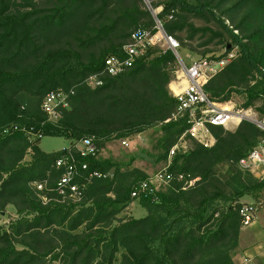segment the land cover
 <instances>
[{"label":"trees","instance_id":"trees-1","mask_svg":"<svg viewBox=\"0 0 264 264\" xmlns=\"http://www.w3.org/2000/svg\"><path fill=\"white\" fill-rule=\"evenodd\" d=\"M224 1L163 0L160 17L166 33L177 41L185 29L190 30L188 38L198 31L209 30L211 37L226 33L241 52L231 62L244 67L240 74L248 69L256 72L259 84L231 88L245 83L246 76L226 65L207 90L225 101H232V92H237L243 108L261 100L258 109L263 111L264 0H230L221 7ZM140 2L0 0V214L6 205L17 213L8 227L0 226V264H115L122 246L120 226L108 231L105 227L133 199L149 214L134 220L137 230L128 227L132 238L123 240L120 264H236L233 255L242 228L238 208L243 204L237 202L264 191V179L238 164L263 135L254 123L243 120L233 131L216 128L212 147L193 142L187 153H176L169 170L184 174V180H172L153 198L130 196L148 178L140 168L124 170L121 163L98 158V153L82 157L76 152L75 145L84 137L124 138L164 121L176 108L168 90L171 76L166 64L176 61L170 49L149 48L121 73H102L104 59L121 55L136 27L152 26V17ZM171 11L172 18L166 19ZM186 14L208 15L222 31L195 27ZM224 15L231 25L224 22ZM178 43V53L184 48L189 59L225 55L197 56L192 46ZM153 52L156 55L149 58ZM96 73L102 85L91 88L86 79ZM52 89L74 91L69 108L61 110L56 123L41 110L45 94ZM185 126L181 121L162 123V130L171 136L162 142L159 160L167 159ZM42 136H62L74 143L47 153L38 145ZM69 150L77 154L79 166L87 164L75 179L89 181L79 200H62L56 191L64 173L56 159ZM27 151L31 159L24 162ZM219 164L225 166L222 173ZM92 171L102 176L88 179ZM108 171L112 177H105ZM193 178L195 182L183 189L184 181ZM34 183H42L43 188L37 190ZM153 213L160 218L154 220ZM137 241L142 244L137 246Z\"/></svg>","mask_w":264,"mask_h":264},{"label":"built area","instance_id":"built-area-1","mask_svg":"<svg viewBox=\"0 0 264 264\" xmlns=\"http://www.w3.org/2000/svg\"><path fill=\"white\" fill-rule=\"evenodd\" d=\"M141 1L144 9L149 11L152 17V26L140 25L136 27L123 44L121 55L112 54L104 59L102 73L115 76L130 67L149 48L166 44L163 50L170 49L173 52L178 68L169 83V88L176 99V108L163 122L181 121L186 126L176 142L170 147L163 167L139 182L131 190L130 196L132 198H153L156 191L161 187L168 186L172 180H184V174H174L169 170L172 157L176 153H187L191 150L193 142L205 148L212 147L216 142L214 129L223 128L233 131L243 120L254 123L263 132V135L258 144L239 159L238 164L257 178L264 179V112L257 114L251 107H239L233 101L222 100L207 90V85L215 74L235 58L234 51L227 52L219 58L189 59V64H185L177 51L178 41L168 35L164 29L163 20L160 17L164 8L163 0ZM172 12L166 16V19L172 18ZM86 84L91 88L102 85L100 74L90 75L86 79ZM73 93V89H52L45 94L41 110L46 114L48 121L56 123L59 120L61 110L69 108L70 97ZM125 143L126 141L122 140V144ZM75 149L82 157L95 156L98 153L93 136L82 138L75 145ZM56 166L64 167V173L57 182V193L62 197V200L65 198L79 200L83 194L84 183H78L75 179L79 178L81 172L87 169V164L83 162L79 166L77 154L69 150L56 159ZM93 176L99 177L102 174L92 171L87 178ZM196 179L185 180L182 188L185 189L192 185ZM34 186L37 190L43 188L42 183H34ZM258 205L246 202L238 208L242 227L252 224ZM239 264H250V258L245 256Z\"/></svg>","mask_w":264,"mask_h":264},{"label":"rangeland","instance_id":"rangeland-1","mask_svg":"<svg viewBox=\"0 0 264 264\" xmlns=\"http://www.w3.org/2000/svg\"><path fill=\"white\" fill-rule=\"evenodd\" d=\"M38 3L43 2V0H36ZM188 2H193V0H187ZM230 0H225L223 3H221V7L226 6L227 3ZM17 4H23L24 0H16ZM141 8L144 9L142 2H140ZM216 14H218V9H216ZM186 18L188 22L193 24L195 27H208L214 31H222L216 21L212 19L210 16L207 15V17H201V16H195L186 14ZM224 19V22L229 25L232 24V21L224 15L222 17ZM151 24L147 27H150ZM232 27V26H230ZM188 29H185L178 33L180 39L178 41L181 45L185 44L187 46H192L196 52L197 56H212V55H221L227 52L234 51L235 58L241 55L240 47H238L236 44H234L229 36L226 33H222V36H215L211 37V32L209 30H206L205 32H195L192 38H188L187 35L189 34ZM235 33L238 31H234ZM240 34V32H238ZM166 47V44L163 46L155 45L154 48L161 49ZM153 48V47H151ZM179 54L181 58L183 59L185 64H189L190 60L188 57H186L187 51L180 47L179 48ZM156 55V52H153L149 58H153ZM192 55V54H191ZM196 56V54H194ZM193 56V55H192ZM233 58L232 60H234ZM240 58V57H239ZM230 60L227 65H231L235 67L233 70L235 74L238 76H246L245 83L239 82L238 84L232 85L231 88H240V89H246L248 87H253L257 84H259V75L254 72L252 69H248V72H244L240 74L242 68H238L234 65ZM167 70L170 72V81L175 76V70L178 68L177 62L174 63H167ZM229 66V67H231ZM243 80V79H242ZM169 81V83H170ZM168 83V90L172 97L173 94L169 88ZM232 101L239 107L242 105V98L237 92H232ZM261 100H257L251 108L254 112L257 114H261L264 112L260 111L258 108L261 105ZM249 108V107H246ZM166 115V112H165ZM163 121H160L158 123H154L153 125H150L149 127L145 128L141 132H135V133H126L124 138L116 139V138H95V144L98 148V158L101 159H110L113 162L121 163V168L126 170L129 168L138 167L144 172L147 173L148 176L153 175L155 172L160 170L163 167L164 160H159V152L161 150V144L162 142L166 141V138H170V134H166L162 130ZM116 126V124H112L111 127ZM122 140H125L126 143L122 144ZM170 140V139H169ZM74 143V140L67 139L62 136H42L39 140V147L44 152H54L58 151L60 149L68 148L71 144ZM99 145V146H98ZM31 159V151H27V153L24 156V162H29ZM127 162L129 164H127ZM222 167L221 173L224 172L225 166L222 164L218 165V168ZM112 177L111 171H108L105 173V177ZM256 177V176H255ZM89 181L86 180L84 183L85 186H87ZM161 189H164V187H161ZM160 189V190H161ZM246 203V202H252V203H262L260 208H257L255 212V217L253 222L254 225H249L246 227H243V230H255L258 231L259 229L264 231V191L258 193L256 196H250L245 195L242 198L238 200L237 203ZM224 204V203H221ZM227 204V203H226ZM235 204V203H234ZM228 205V204H227ZM227 205H224L225 208ZM225 208L222 207L223 211ZM149 214L148 210L140 205L138 200L133 199L125 208L120 210L116 216L115 219L109 223L105 230H110L114 226H120V240L122 242V246L119 245L118 251L116 253L115 258V264H120L121 254L124 252L125 240L126 238L131 239L132 235L128 231V227H133V230H137L139 227L138 224L134 223V220L141 219L146 217ZM17 218L16 210L13 206H5L4 210L0 214V226L8 227L10 222ZM152 218L154 220H158L160 218V214L153 213ZM252 222V223H253ZM128 225V226H124ZM82 228V227H81ZM247 228V229H246ZM264 235V232H262ZM142 243L137 241V246H140ZM242 254H239L238 250L233 255V260L236 262V264H239V258Z\"/></svg>","mask_w":264,"mask_h":264},{"label":"crops","instance_id":"crops-1","mask_svg":"<svg viewBox=\"0 0 264 264\" xmlns=\"http://www.w3.org/2000/svg\"><path fill=\"white\" fill-rule=\"evenodd\" d=\"M263 205L259 203L258 208ZM255 223L253 222L252 225ZM247 229V228H246ZM263 230H243L241 228L238 242V252L242 254L239 258L241 260L248 256L250 258V264H264V235Z\"/></svg>","mask_w":264,"mask_h":264}]
</instances>
